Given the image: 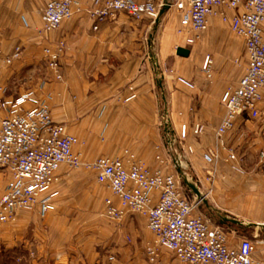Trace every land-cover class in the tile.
Returning a JSON list of instances; mask_svg holds the SVG:
<instances>
[{"label":"crops","instance_id":"obj_1","mask_svg":"<svg viewBox=\"0 0 264 264\" xmlns=\"http://www.w3.org/2000/svg\"><path fill=\"white\" fill-rule=\"evenodd\" d=\"M169 1L172 5L156 28L149 18L136 21L120 12L93 30L94 21L87 14L91 0H78L79 11L58 28L44 31L41 12L45 0H0V85L5 86L7 97L29 92L27 107L46 105L52 119L78 139L73 149L83 159L124 157L128 151L148 169L176 176L189 200L197 196L185 181L194 184L203 197L196 212L224 230L235 245L248 227L264 225V118L238 117L224 136V146L236 156L232 168L225 164L213 167L207 156L228 160L214 134L225 111L221 94L236 86L245 72L244 42L229 34L217 15H210L206 28L210 38L199 56L192 57L196 47L186 44L192 40L189 28L180 24L181 12L173 5L176 0ZM152 32H156L153 39ZM58 41L64 42L59 58L61 80L48 71L43 55L44 48ZM151 43L153 56L148 52ZM17 46L20 58L6 64L3 56ZM177 47L187 48L188 56L177 55ZM205 56L210 59V76L203 78ZM158 70L164 71L160 78ZM160 89L168 115L165 128L161 126ZM196 123L203 125L200 134L193 132ZM182 124L186 137L166 147L165 135H177ZM205 129L214 131L213 135L207 131L202 136ZM174 158H180V166L173 165ZM256 161L260 169H255ZM249 162L253 165L247 168ZM208 176L214 177L212 186L205 181ZM61 179L60 169L58 180L42 194L50 196L52 210L44 216L37 206L18 211L10 222L9 241L14 248L23 246L40 264L55 260L63 264H149L146 247L154 244L155 236L143 216L127 212L120 221L101 222L91 204L89 216L80 224L79 216L65 214L71 207L61 204ZM214 215L217 222L212 220ZM151 264L180 263L172 251L157 246Z\"/></svg>","mask_w":264,"mask_h":264},{"label":"built area","instance_id":"obj_2","mask_svg":"<svg viewBox=\"0 0 264 264\" xmlns=\"http://www.w3.org/2000/svg\"><path fill=\"white\" fill-rule=\"evenodd\" d=\"M167 3L172 5L169 0H91L87 14L94 21L93 30L99 22L120 12L136 21L149 18L154 22L159 9ZM173 5L181 12L180 24L196 33L206 30L210 15H217L243 39L245 72L236 86L222 92L219 100L225 111L215 128L219 147L226 151L228 160H235L233 150L223 144L226 133L233 129L238 117L264 118V0H176ZM79 10L78 0H46L41 12L43 30L58 28ZM63 50V41L43 49L46 65L56 80L62 77L59 58ZM20 56L17 46L3 56V61L11 64ZM209 64L205 56L202 69L207 76ZM5 94V86L0 85V172L7 177L0 194V229L3 223L12 222L20 210L37 206L40 216L47 214L52 203L50 196L42 194L58 180L60 169L86 168L110 191L111 196L103 200V216L120 221L125 213L132 212L146 219L155 236L154 244L146 247L149 261L157 256V246H163L180 264H264V244L258 248L256 241L242 236L234 245L224 230L196 212L203 197L189 200L173 174L148 169L128 151H124V157L85 160L73 149L78 139L64 124L52 119L46 105L27 107L29 92L14 97ZM193 132L202 133L203 125L194 124ZM186 133L185 124L177 135L167 133L165 146L169 148L183 140ZM214 156L208 155V161H213ZM172 163L180 166V158H174Z\"/></svg>","mask_w":264,"mask_h":264},{"label":"rangeland","instance_id":"obj_3","mask_svg":"<svg viewBox=\"0 0 264 264\" xmlns=\"http://www.w3.org/2000/svg\"><path fill=\"white\" fill-rule=\"evenodd\" d=\"M152 24L154 23L152 22ZM226 27L227 26L225 25V28ZM189 32L191 34L190 36L192 40H186V44L189 45L190 47L191 46L196 47L195 49L196 51L195 52L193 51L191 56L197 57L199 56V52L200 51L202 52L201 46L204 45L203 43L206 42V40L210 38L209 37L210 34H207L206 30L200 33H196L189 29ZM227 32L229 34L230 33L232 34V32L229 29L227 30ZM155 33L156 32L151 33L152 39L154 38ZM152 47L153 46L151 43V47H149V50H148L149 56L155 55V50H153ZM37 72L38 71L34 73V76H37ZM157 72H158V75H157L158 78L161 77V73H164L163 70L161 71L158 70ZM201 73H202L203 78H206L205 70H201ZM160 90L161 91L158 93L159 95L158 98H159V103H160L161 126L165 128V126L168 125L166 124L168 115H167L165 102L161 98L163 91L162 89ZM244 119L250 120L249 118H246V117ZM207 131L211 133L210 135H213L214 131H212L211 129L210 130L205 129L204 135L202 136H205ZM198 137H201V135L195 138H198ZM233 161L235 160H218V161L213 160V161H209L208 163L213 165V167L219 164L220 165L225 164V167L229 168L232 166V163L234 164ZM257 164L258 163L256 161L255 169H260V166H258ZM246 165H249V166H246L247 168H249L251 167V165H253V162L252 164L250 162L246 163ZM61 170H62V179H61V184H60L62 188V196H61L62 203L61 204H69V207H71V208L67 207L65 214L69 217H74V218H78L79 216V222L80 224H82L84 223V219H87V217L89 216L88 215V211H90L89 206L92 204L93 206L91 210H93V213L95 214L97 219H99L101 222L110 221V219L106 218L105 216L101 214L103 200L108 195H110V191L106 188L105 185L96 181L93 171L86 169V168L74 169V168H68L66 166H63ZM262 170L264 171V166ZM6 179L7 177L5 175L0 174V194L3 190L4 184L6 183ZM205 181L208 183L209 186H212L214 184L213 182L214 177L213 176L205 177ZM207 190L208 192L210 191L209 189ZM20 211H24V210H20ZM216 217L217 216L214 215L212 217V220L213 221L215 220L217 222ZM18 227H20L19 230H22V232L24 233L25 228L21 225H19ZM0 232H1L0 233V264H40V261L37 260L36 256L35 255L30 256L29 252L25 251L23 246H20L19 248L16 249L13 247V243H10L9 233L12 232L10 222L3 223L1 225ZM242 236L251 238L252 240L256 241L257 243L256 246L258 248L264 244V228L256 229L254 228V226H250L246 229V233ZM146 260L149 264L153 263L149 261L148 258H146ZM53 264H63V263L55 260L53 261Z\"/></svg>","mask_w":264,"mask_h":264},{"label":"water","instance_id":"obj_4","mask_svg":"<svg viewBox=\"0 0 264 264\" xmlns=\"http://www.w3.org/2000/svg\"><path fill=\"white\" fill-rule=\"evenodd\" d=\"M169 7V4H164L160 9H159V12H158V16L155 18L154 20V28H156V26L158 25L159 23V20H160V17L161 15L164 13V11L166 9H168ZM176 54L179 55V56H183V57H186L188 56L189 54V50L187 48H183V47H177L176 49ZM158 85L161 86V80L159 79V82H158ZM163 97V96H162ZM164 99V97H163ZM185 183L189 186V188L193 191V193L197 196V197H202L199 190L197 189V187H195L194 184L190 183V182H187L185 181ZM232 222L234 223H239L237 220L235 219H231ZM262 227L264 228V225H262Z\"/></svg>","mask_w":264,"mask_h":264}]
</instances>
